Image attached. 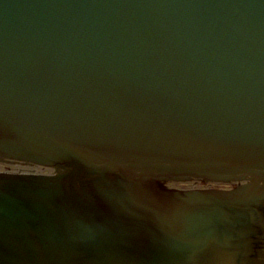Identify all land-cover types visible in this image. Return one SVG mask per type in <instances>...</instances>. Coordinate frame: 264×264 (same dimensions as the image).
<instances>
[{
  "label": "water",
  "instance_id": "obj_1",
  "mask_svg": "<svg viewBox=\"0 0 264 264\" xmlns=\"http://www.w3.org/2000/svg\"><path fill=\"white\" fill-rule=\"evenodd\" d=\"M0 264H264V0H0Z\"/></svg>",
  "mask_w": 264,
  "mask_h": 264
}]
</instances>
